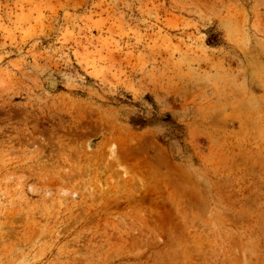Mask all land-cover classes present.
Instances as JSON below:
<instances>
[{
	"label": "rangeland",
	"instance_id": "374dc122",
	"mask_svg": "<svg viewBox=\"0 0 264 264\" xmlns=\"http://www.w3.org/2000/svg\"><path fill=\"white\" fill-rule=\"evenodd\" d=\"M0 264H264V0H0Z\"/></svg>",
	"mask_w": 264,
	"mask_h": 264
},
{
	"label": "trees",
	"instance_id": "16d2710c",
	"mask_svg": "<svg viewBox=\"0 0 264 264\" xmlns=\"http://www.w3.org/2000/svg\"><path fill=\"white\" fill-rule=\"evenodd\" d=\"M213 42L216 43V40H215V39H213V40H212V39H209V40H208V43H210V44L213 43ZM177 137H178V138H181L180 135H177Z\"/></svg>",
	"mask_w": 264,
	"mask_h": 264
}]
</instances>
